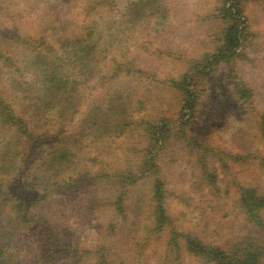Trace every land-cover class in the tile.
I'll list each match as a JSON object with an SVG mask.
<instances>
[{"label":"rangeland","instance_id":"1","mask_svg":"<svg viewBox=\"0 0 264 264\" xmlns=\"http://www.w3.org/2000/svg\"><path fill=\"white\" fill-rule=\"evenodd\" d=\"M219 4L0 0L3 262L214 264L185 236L233 253L244 241L264 244L239 206L244 190L264 200V0L241 2L243 53L197 86L184 137L170 132L152 149L157 173L134 180L149 168L147 125L183 119L173 81L214 50ZM88 46L91 60L79 62ZM53 77L65 85L47 93ZM11 111L18 122L3 117ZM258 215L264 221V206Z\"/></svg>","mask_w":264,"mask_h":264},{"label":"trees","instance_id":"2","mask_svg":"<svg viewBox=\"0 0 264 264\" xmlns=\"http://www.w3.org/2000/svg\"><path fill=\"white\" fill-rule=\"evenodd\" d=\"M244 0H220V4L217 10V18H219L222 22L221 29L219 34L216 36L215 43L216 46L212 52L209 54H205L201 60H197L193 62V65L189 68V71L185 72L180 81H173L174 85L178 88L182 93L181 104L179 107V112L183 119L179 120L178 124L175 122H169L166 118H160V120L154 125H147V137L150 142V148L146 149V160H144V164L148 165L149 168L143 170L138 176L134 177V180L137 177H141L144 175L151 174L152 172L157 173L155 165H152L149 161L150 158L154 155L152 152L153 148L161 147L163 144V140L169 137V133L173 132V134L180 135V137H184L185 135V127L188 125L189 121L193 117L196 107L198 96L200 94L199 88L197 86L208 78L213 71H218L222 66H230L236 58L243 53V44L242 42L246 39L245 36L248 35V27L246 25V18L240 8L241 2ZM79 55L77 58L79 62H85L86 58H88L87 62L91 60L90 56V47L80 48L78 51ZM90 56V57H89ZM115 69L117 68V61H115ZM232 66V65H231ZM126 75L131 72L129 66L126 64ZM232 71L231 68H229ZM118 75V71H114V76ZM48 83V82H47ZM65 85L61 83V81L55 77L49 80V85L45 90L47 93H51V91L55 89H61ZM191 88V89H190ZM67 100L71 99V95L63 94ZM239 97L241 99H246V90H240ZM8 107L7 105L2 108ZM185 110V112H183ZM2 111V110H1ZM3 117L9 118L10 121H15L18 118L13 115L12 111L7 113H2ZM184 117H186L184 119ZM259 128L261 131H264V114L261 117V121H259ZM109 124L106 122V119L102 122L99 127L101 133L104 134L109 127ZM175 132V133H174ZM179 137V138H180ZM65 156L63 153H60L57 160L61 161ZM150 169V170H149ZM152 171V172H151ZM162 185L159 181H156L154 184L152 199L156 202L154 205V213H155V228L160 229L162 227V220L165 217L164 208L162 205ZM243 191V190H242ZM248 190H244L245 192L239 200V206L244 209L245 214L248 215L256 228V232L260 231L261 236L264 234V221H262V217L258 215L259 208L264 206V200H261L262 195H256L253 197L249 193ZM257 201V202H256ZM248 219V220H250ZM250 222V221H249ZM5 234L0 232V239ZM188 244H192V251H195V254L206 255L209 260H212L214 264H257L260 261L264 262V244L257 245L252 241H248L247 243L241 242L242 245L238 250L233 252H225L214 246L202 244L194 237L185 236ZM5 248L0 245V264H6L4 261ZM236 261V262H235Z\"/></svg>","mask_w":264,"mask_h":264}]
</instances>
